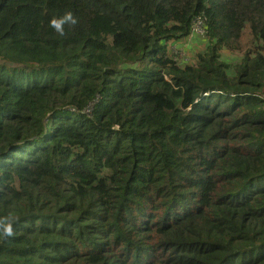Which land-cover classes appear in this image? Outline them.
Segmentation results:
<instances>
[{
    "label": "trees",
    "instance_id": "16d2710c",
    "mask_svg": "<svg viewBox=\"0 0 264 264\" xmlns=\"http://www.w3.org/2000/svg\"><path fill=\"white\" fill-rule=\"evenodd\" d=\"M0 264H264V0H0Z\"/></svg>",
    "mask_w": 264,
    "mask_h": 264
},
{
    "label": "rangeland",
    "instance_id": "374dc122",
    "mask_svg": "<svg viewBox=\"0 0 264 264\" xmlns=\"http://www.w3.org/2000/svg\"><path fill=\"white\" fill-rule=\"evenodd\" d=\"M204 38L207 39L206 36ZM251 38H252L251 34L248 31H246L240 43L241 46H243V49L240 52L236 50L234 51L223 50L222 52L223 58H229L234 60L237 59L239 61V59L242 56H244L248 51H250V53L254 52L256 46L254 42L249 44ZM195 39L188 38L186 39V42H191ZM168 48L170 52L175 54V56L179 61H183L185 64H193L196 62L197 54L206 48V41L201 40L200 43H198V45H195V47H193L192 50L184 49L181 45H177V44L174 45L172 42L168 43Z\"/></svg>",
    "mask_w": 264,
    "mask_h": 264
},
{
    "label": "built area",
    "instance_id": "2783aa9c",
    "mask_svg": "<svg viewBox=\"0 0 264 264\" xmlns=\"http://www.w3.org/2000/svg\"><path fill=\"white\" fill-rule=\"evenodd\" d=\"M207 29L206 24L203 17H197L193 21L192 29L190 34L188 35L189 39H195L198 37H205L207 36ZM183 62V61H181Z\"/></svg>",
    "mask_w": 264,
    "mask_h": 264
},
{
    "label": "crops",
    "instance_id": "0c3cea01",
    "mask_svg": "<svg viewBox=\"0 0 264 264\" xmlns=\"http://www.w3.org/2000/svg\"><path fill=\"white\" fill-rule=\"evenodd\" d=\"M187 39V38H186ZM186 39H181V40H173L171 41L174 45H181L184 49L187 50H192L193 47H195V45H198V43H200L201 40L206 41V46L208 45V39L204 38V37H198L195 40L191 41V42H186Z\"/></svg>",
    "mask_w": 264,
    "mask_h": 264
}]
</instances>
